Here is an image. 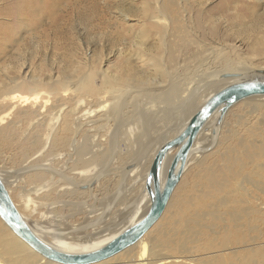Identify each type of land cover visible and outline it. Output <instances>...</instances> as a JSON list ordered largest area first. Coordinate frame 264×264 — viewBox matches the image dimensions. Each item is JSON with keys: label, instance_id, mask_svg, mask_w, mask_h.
Here are the masks:
<instances>
[{"label": "bare ground", "instance_id": "bare-ground-1", "mask_svg": "<svg viewBox=\"0 0 264 264\" xmlns=\"http://www.w3.org/2000/svg\"><path fill=\"white\" fill-rule=\"evenodd\" d=\"M8 1L0 0V180L33 233L60 252L95 251L143 217L150 205L146 178L160 146L181 131L210 95L238 80L218 77L221 73L249 78L253 70H264V64L223 57L224 45L201 39L199 34H218V24L227 26L223 15H206L212 0H107L109 24L126 32L117 36L116 53L135 46V63L129 59L131 54L126 55L128 68L116 74L102 66L110 62L102 58L104 54L92 50L83 51L81 57L73 54L70 66L57 64L29 72L22 62H6L11 54H19L20 39L14 37L10 24L19 22L21 13L12 11ZM259 34L253 35L251 46L264 43V35ZM260 46L264 53V44ZM193 59L196 65L189 69L186 65ZM136 63L140 72L135 70ZM135 86L145 87V93H139L161 103L172 102L171 110L179 107L184 114L180 127L177 121L170 125L173 135H165L155 148L152 143L157 136L138 125V120L152 122L157 115L155 100L139 107L135 91L129 101L117 105ZM158 87L163 90L156 96ZM241 102L256 111L264 124V95L236 102L219 124L214 112L194 140L159 218L132 245L87 264H264V128L247 129L245 134L233 130L226 137L237 138L242 151L225 148L217 163L201 166L192 179L184 180L192 161L201 153L207 155L201 149L208 143L210 153L220 137L225 138L220 133L222 124ZM20 103L30 107L18 112L19 118L11 117ZM240 118L235 116L237 123ZM165 128V123L156 127L157 135ZM176 150H169L162 159L161 184ZM96 197L104 198L103 215L115 207L116 218L127 217L119 227L95 225L102 215L94 213L90 204ZM63 216L80 221L70 223ZM166 247H173L177 255L164 253ZM199 250L204 258L200 262ZM0 264L68 263L33 249L0 216Z\"/></svg>", "mask_w": 264, "mask_h": 264}, {"label": "rangeland", "instance_id": "rangeland-1", "mask_svg": "<svg viewBox=\"0 0 264 264\" xmlns=\"http://www.w3.org/2000/svg\"><path fill=\"white\" fill-rule=\"evenodd\" d=\"M212 1L213 3L208 7V13H206V15H223L225 18H228L226 22L227 26L223 27L222 24H218V34L207 35L206 37L202 36V34H199L201 39H203L205 43H218L222 46L224 45L226 49L223 50V57L226 56V58H231L233 56V58L239 60L252 61L255 64L263 65L264 53L259 50H261L260 45L264 43H254L253 46H251V38H254L255 36L253 35L257 32H260V34L258 35L259 37L264 35V27L262 25L264 23V0ZM107 3V0H9L7 4L9 8H13L12 11H21V13L20 11L16 13L17 15H19L20 13V21L10 24L11 26L9 25L10 29H12L14 33V37L20 39V41L18 42L20 55L18 53H13L10 57L6 59V62L9 65H11V63L17 64L18 62H22L24 63L23 67L27 66L26 69H28L29 72H32L34 70H38V68L40 69V67H47L49 69L52 65L53 67H55L57 64H60L62 67L70 66L72 62L71 60L72 58H74V55H78L77 57H81L83 51L86 54L88 51L93 50L94 52L100 54L102 53V55L104 54L102 58L104 59L105 56L108 61H110L109 64H102L103 67L108 68L116 74H121V70L123 68L127 69L129 66V62H127L129 60H126L125 56H129L130 54L132 55L133 53H135V51H137V49L134 46V48L130 47L127 49V52L129 51L128 53H116V50L118 48L117 40L119 39V37L117 36L118 34H126V32H124L120 27L115 28V25L109 24L111 23V21H109L110 15L105 9ZM235 8H238L237 13H235ZM51 11H53L52 15H49V13L51 14ZM51 17L52 19L56 20L54 24H51L52 22H50V20H52ZM35 22L38 24H35ZM259 25L262 26L260 27ZM254 26L255 28H253ZM25 27L31 28L25 29ZM193 47L194 49H198L194 45ZM252 47H254V49H252ZM129 59L131 60V62H136V60L133 61V55L131 57L129 56ZM98 64H100L99 61ZM195 65V60L193 59V61L189 60L186 66L189 69H192L193 67H195ZM112 66H115L116 68ZM136 66L138 69L135 68V70L139 71V63H136ZM220 66L221 65L217 66V68H219ZM178 78H180V76H178ZM144 89L145 87H143V90H139V87L135 86L134 89L127 92L128 94L125 93V96H122L120 98L121 100H118V102H120L117 105L119 107L124 102L129 101L131 96L136 92H138L139 95H137V97L140 98L137 100L140 101L139 107L142 104L147 103L145 101L155 100V102H152V104L155 103L153 107L155 112L157 111V115L155 116L156 118L154 117L152 122H150V120H146L145 118L138 120L140 130L145 128L147 129V133L152 132L153 135L157 136L152 143V147L155 148L164 140L165 135H173V131H171L173 129H171L170 125L177 121L176 127H180L179 123L181 124L182 119L184 118V114L181 112V108L179 107H177V110L173 112L171 110L172 106L169 105L170 103L172 104V102L161 103L159 99H152L148 95L145 96L139 93L140 91L142 93H145L146 89ZM159 89L160 87H158V89H154L155 95L159 93L156 96H159L163 90ZM199 99L200 95L198 94L196 95V99L194 100L195 106L199 104ZM21 104L22 103L17 105L14 110L15 112L13 111L11 117H20L21 115L18 112L30 107H28V105L22 106ZM86 104L87 103H85L84 106H86ZM129 108L130 106L127 109ZM157 109L162 110L158 111ZM236 115H239L241 117L238 123L236 121L237 119H235ZM226 118L228 119L225 120V123L222 124V127L220 129L221 135H224H222V137L225 138L220 137V144L218 143V145L215 146V149L210 153L208 152L210 145L208 143L201 149L204 150L205 155L206 153L207 155L202 156L203 153H201L199 154L200 157L198 156L196 158L197 160L192 161V163L188 167V171L184 174V180L192 179L195 174L199 171L201 166H209L211 164L217 163L219 159V152L221 150H224L225 148H236L242 151L243 147L237 138L232 139L231 137H226L227 134L229 135V133H231L233 130L236 129L239 130V134H245L244 132H246L245 130L247 129L252 132L254 129L260 131L262 128H264V124L260 121V119H258L259 116L257 115V112L253 111L246 102H241L235 105V107H233L232 111ZM254 118H256V120ZM142 122L143 124H141ZM163 123H165L168 128H165L164 132L159 133V135H157V131L155 129ZM151 124L153 125V127L155 124V128H151ZM153 129L154 131H152ZM24 137L23 135L21 136L22 139ZM123 146L124 145H122V147ZM204 158L206 159V161L200 164V162ZM103 200L104 198L100 200L98 197L90 200V204L94 206V213L102 214L105 211V206L102 203ZM111 208L106 210L104 215L102 214L98 216L99 218L95 221L96 226H103V224H109L110 227L116 228L120 226V224L122 223L121 221H124V219L127 218H116V215L114 214L115 212L112 213V211H115V207H113L112 209ZM62 215H64V213ZM63 219L68 220V222L70 223H77L78 221H80V218L70 219L66 216ZM153 234H155V232H153ZM163 250L164 253H168L167 251H173V253H170L177 255V252H175L173 247H166ZM197 254V259L199 262L204 259L203 257H201V255L203 254L202 250H199Z\"/></svg>", "mask_w": 264, "mask_h": 264}, {"label": "water", "instance_id": "water-1", "mask_svg": "<svg viewBox=\"0 0 264 264\" xmlns=\"http://www.w3.org/2000/svg\"><path fill=\"white\" fill-rule=\"evenodd\" d=\"M251 77L243 78L240 73H221L218 77H237L208 99L190 116L185 126L175 136L165 141L154 155L146 178V189L150 196L147 212L137 222L121 231L112 241L103 247L83 254L60 252L39 239L24 221L0 180V216L23 241L49 259L68 264L93 263L112 256L125 247L132 245L159 218L168 199L179 181L184 162L192 148L198 133L206 121L217 112L216 124H219L226 111L236 102L254 95H264V70H253ZM177 148L164 178L160 183V166L166 153Z\"/></svg>", "mask_w": 264, "mask_h": 264}]
</instances>
